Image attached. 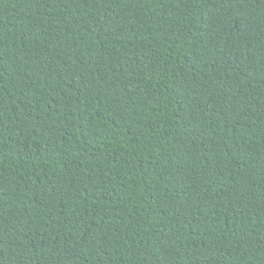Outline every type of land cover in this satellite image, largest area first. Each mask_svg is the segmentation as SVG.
Returning <instances> with one entry per match:
<instances>
[{
    "label": "trees",
    "instance_id": "16d2710c",
    "mask_svg": "<svg viewBox=\"0 0 264 264\" xmlns=\"http://www.w3.org/2000/svg\"><path fill=\"white\" fill-rule=\"evenodd\" d=\"M0 264H264V0H0Z\"/></svg>",
    "mask_w": 264,
    "mask_h": 264
}]
</instances>
